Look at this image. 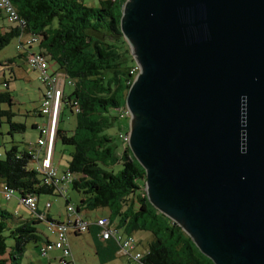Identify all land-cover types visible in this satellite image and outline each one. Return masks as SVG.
I'll list each match as a JSON object with an SVG mask.
<instances>
[{
  "label": "water",
  "instance_id": "95a60500",
  "mask_svg": "<svg viewBox=\"0 0 264 264\" xmlns=\"http://www.w3.org/2000/svg\"><path fill=\"white\" fill-rule=\"evenodd\" d=\"M127 148L212 264H264V0H125Z\"/></svg>",
  "mask_w": 264,
  "mask_h": 264
},
{
  "label": "trees",
  "instance_id": "16d2710c",
  "mask_svg": "<svg viewBox=\"0 0 264 264\" xmlns=\"http://www.w3.org/2000/svg\"><path fill=\"white\" fill-rule=\"evenodd\" d=\"M8 1L18 22H6L0 12V23L3 21L8 25L0 27V49L13 38L17 39V44L15 57L0 63L2 86L7 90L13 79L15 59L26 61L30 54L41 55L49 73L62 75L64 83L54 143L57 140L72 148L64 170L77 175V179L67 186L83 197L79 204L87 210L107 208L112 216L121 217V222L126 223L125 230L149 232L152 239L141 254L140 264H212L180 228L147 202L143 192L144 172L127 145L119 139V135L127 133L126 128L118 126L113 135L106 133L116 121L125 118H120L118 111L124 107L125 94L137 73L119 30L125 0H97L95 7L85 5L83 0ZM30 37L35 38V42L26 44ZM32 45L36 48L31 53ZM50 63L59 72L50 71ZM65 86L70 88L66 95L63 93ZM42 94L43 87L40 105ZM40 105L37 114L46 118L40 112ZM10 106L8 91H0V126L4 121L8 127L6 134L12 136L23 133L25 127L12 122ZM62 107L75 120L70 132L58 128ZM43 125L36 128L38 138L39 128ZM11 144L1 152L0 181L3 186L12 190L17 198L31 196L35 202L40 195L60 193L56 187L43 184L42 176L32 169L29 148L35 142L22 149L13 142ZM74 209L77 213L78 208ZM121 210L126 213L125 218L118 215ZM38 216L42 215L36 208L31 219L11 226L12 215L0 211V264H20L26 246L40 240L37 226L42 221ZM42 217L48 223H59Z\"/></svg>",
  "mask_w": 264,
  "mask_h": 264
},
{
  "label": "built area",
  "instance_id": "2783aa9c",
  "mask_svg": "<svg viewBox=\"0 0 264 264\" xmlns=\"http://www.w3.org/2000/svg\"><path fill=\"white\" fill-rule=\"evenodd\" d=\"M0 12L3 13L6 22H18L8 0H0ZM33 42H35V38L30 37L27 39L26 44H31ZM25 63L28 69L36 73V79L43 87L40 112L47 118L46 124L39 128V138L35 141V144L29 148L32 169L42 176L43 184L52 185L60 191L62 190V186H67L77 179V175L67 170L58 172L52 165L54 135L64 80L62 75L48 72L47 63L39 54L28 55ZM73 108L76 113L77 107L75 103L73 104ZM118 116L120 118H128V113L124 107L118 111ZM119 139L122 144L127 145V133L119 135ZM1 194L5 200L15 197L19 203L27 208L31 216H34L36 202L33 197L30 196L19 199L12 190L5 186H2ZM45 207L47 209L49 204H46ZM65 212L66 216L69 218H67L64 223H48L43 220L44 218L42 216L37 217L40 221L46 222V232L52 234L55 238L52 242H47L40 246L39 255L45 257L48 252L55 250L59 252V264H74L70 259L67 236L70 233L78 234L85 232L89 224L75 212L72 205H68ZM94 225L98 229V236L101 240H113L118 248L123 253L127 254L132 261L138 262L140 260L141 254L135 251L136 242L130 235L119 234L117 230L110 229L108 227V220L105 218H97L94 221Z\"/></svg>",
  "mask_w": 264,
  "mask_h": 264
},
{
  "label": "crops",
  "instance_id": "0c3cea01",
  "mask_svg": "<svg viewBox=\"0 0 264 264\" xmlns=\"http://www.w3.org/2000/svg\"><path fill=\"white\" fill-rule=\"evenodd\" d=\"M97 3V1H96ZM90 6H94L93 3L88 4ZM8 25L5 22H1L0 23V27H7ZM30 52H35V50H30ZM25 59L22 60H18V64H16V66L12 69V75L11 77L14 79L15 78V69L17 68V65H20V68H22L24 70L23 74H20L19 77L24 78L25 80L28 79V76L30 77H36V74L34 72H32L31 70L27 69L26 64H25ZM49 68L50 71L52 72H59L57 67L50 63L49 64ZM5 78V77H4ZM3 78V79H4ZM36 79V78H35ZM6 80V78H5ZM8 87V85H7ZM38 106L35 109H32L31 114L30 115H35L39 120L38 122L33 121V119H30L29 121H24L23 125L26 129V123H29V130L32 131L34 133V137L32 138V142L26 144H33L36 139L38 138V132H37V127L43 125L46 122V118L39 116L38 113V109H39V105H40V100H41V88L38 89ZM64 95L68 94L65 93V88L63 90ZM29 114V113H28ZM54 148V145H53ZM52 165L56 168V165H54L53 162V151H52ZM58 171H63L65 168L63 169H59L58 167L56 168ZM3 184L0 181V199L4 200V201H10L9 200H5L2 197L1 194V188H2ZM69 186H64L62 187V190H60V193H57L56 196H64V200H65V206H64V212L63 213H57L56 216H53L54 212L51 214L50 213V208L51 205H54L56 203V201H52L47 202L45 201L43 208L41 209L39 207V201L37 199L36 201V208L38 213H40L42 216H44L46 219H49L51 221L54 222H59V223H64L66 222V219L69 218L66 216V207L68 205H72L74 208H78L77 209V214L84 219L89 225L88 228L86 229L85 232L83 233H78V234H73L70 233L67 236L68 239V244H69V250H70V259L72 260V262L74 264H140V262L137 261H132L129 256L125 253H123L118 246L113 242V240L108 239V240H101L98 236V229L96 228V226L94 225V221L97 218H105L107 220H109L108 223V227L110 229H114L117 230V232L119 234H123V235H130L133 238V233L134 232H138V231H128L124 229V225L126 223H122L121 222V217H114L110 214L109 210L107 208H97V209H93V210H87L85 209V206H82L79 204V202L83 199V197L75 192L78 195V205L73 204L72 202H70L68 200V198L66 197L67 195V191H68ZM53 197V196H51ZM16 201L15 204V208L12 209V212L9 213L12 215V224H19V223H23L24 221L31 219L32 216L30 214V212L27 210V208L25 206H23L21 203L18 202V200L16 198H14ZM49 204V207L46 209L45 205ZM1 203H0V211H5L7 212L5 209H2L3 207H1ZM25 209L27 211V216H25ZM8 213V212H7ZM124 210H121L120 213L118 214L119 216H123L124 217ZM55 218V219H54ZM125 218V217H124ZM127 221V220H126ZM42 226L43 228V233H39L40 236V240L36 241L35 243H30L26 246V249L24 251V254L20 260V264H59V252L52 250L50 252H48L46 254L45 257H41L39 255V248L40 246L43 245V243L47 242H52L55 238L52 234H49L46 232L45 229V225L46 222L42 221L39 226ZM39 226H37V229L40 230ZM145 233V231H140ZM147 233V232H146ZM134 239V238H133ZM138 241L136 242V247H135V251H138L140 254H143L146 250L147 245L149 244V242L151 241V236L150 235H139V239L136 238ZM143 244L145 245L144 249H140L139 246ZM141 247V246H140Z\"/></svg>",
  "mask_w": 264,
  "mask_h": 264
},
{
  "label": "rangeland",
  "instance_id": "374dc122",
  "mask_svg": "<svg viewBox=\"0 0 264 264\" xmlns=\"http://www.w3.org/2000/svg\"><path fill=\"white\" fill-rule=\"evenodd\" d=\"M97 0H83L84 4H90L93 3L94 7L97 6L96 4ZM25 36L22 37V39ZM16 44H17V39L13 38L8 45H6L4 48L0 49V63L5 61L6 59L14 58L16 55ZM127 45V44H126ZM128 47V45H127ZM36 45L31 46V50H35ZM16 64H18V60L15 59ZM4 70V68H3ZM24 70L20 68V65H17V68L15 69V78L12 79L8 83V88L7 90L2 86V78L0 75V91H8L10 97H11V106L9 107L10 112L13 114L12 117V122L15 123H20L23 124L24 121H29L30 119H33V121L38 122V118L35 115H30L32 109H35L38 106V89L42 88L38 81L35 79V77H30L28 76V79L25 80L24 78L19 77L20 74H23ZM5 74V78H6ZM70 88L65 86V93H69ZM3 109H6L4 105H2ZM29 113V114H28ZM60 117H59V122H58V128L60 131L64 132H70L73 130L75 126V120L72 115L68 112L67 109L64 107L61 108L60 111ZM26 129L24 130L23 133H13L12 136H9L6 134L7 131V125L2 121V124L0 126V158H1V152L4 149H7L13 142L14 145L17 146L18 149H22L26 147V144L31 143L33 140L32 138L34 137V133L29 130V123H26ZM118 126H122L126 132L128 129V118H124L121 121L118 120L116 121L112 127H110L106 133L109 135H113L116 133V129ZM120 131H124L123 129H120ZM123 133V132H121ZM70 153H72V148L69 146H63L59 143V141H55L54 143V148H53V162L54 165H56V168L58 167L59 169L66 168L67 162L69 161V156ZM136 162V161H135ZM137 163V162H136ZM138 164V163H137ZM66 197L70 202L73 204L78 205V195L68 189ZM15 198V197H14ZM11 198L10 201H4L0 199L1 207L2 209H5L8 213L12 212V209L15 208L16 201L15 199ZM39 201V207L42 209L45 201L47 202H52L56 201L54 205H51L50 208V213L52 214L53 211L54 214L53 216H56L57 213H63L64 212V196H44L40 195L38 198ZM52 204V203H51ZM25 212V216H27V211L25 209H22ZM55 219V218H54ZM40 233H43V228L40 225L39 226ZM150 235L149 232H134L133 233V238L137 242L139 239V235ZM7 244H9V241H7ZM141 246V247H140ZM139 246L140 249H144L145 245L141 244Z\"/></svg>",
  "mask_w": 264,
  "mask_h": 264
}]
</instances>
